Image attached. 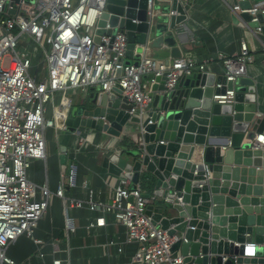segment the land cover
Listing matches in <instances>:
<instances>
[{
  "label": "built area",
  "instance_id": "built-area-1",
  "mask_svg": "<svg viewBox=\"0 0 264 264\" xmlns=\"http://www.w3.org/2000/svg\"><path fill=\"white\" fill-rule=\"evenodd\" d=\"M178 1L182 8L187 5L185 0ZM244 2L249 0H237L233 12L248 14L252 23L258 15H264V0L242 10L239 4ZM105 6L106 0H19L18 3L0 0V264H17L5 255L6 249L20 237L33 238L52 195L62 201L68 232H74L68 211L85 206L95 214L86 226L88 232L105 227L108 216L124 228V243L137 247L129 264H182L180 253L171 252L178 236H170L168 230L153 224L146 214L150 201L144 197L146 191L139 184L132 189L128 180L116 177L119 180L112 187L110 202L104 203L98 199L99 192L85 185V202L66 198V187H74L73 168L68 175H61L54 194L46 186H36L28 179L32 161L46 158L47 130L69 132L66 122L71 109L82 105L91 90L108 94L120 90L121 99L132 106L129 115L142 117L151 102L150 87L155 78L166 76L167 94L182 77L205 73L207 63L197 64L186 56L164 60L144 53L138 65L127 64L128 43L124 31L104 35L95 43L96 25ZM148 15H151L150 9ZM177 15L169 12L167 17ZM182 24L174 31L176 38L184 29ZM256 31L261 33L260 28ZM29 46L35 47L32 53L28 51ZM218 59L223 65L222 75L232 82L243 76L245 65L252 62L244 42L238 54L219 55ZM32 68L34 74H31ZM214 99L218 104H229L233 93ZM114 140L117 143L119 138ZM114 140L96 145L102 156L121 155ZM86 142L78 136L75 148L83 147ZM136 142L141 151L142 138L138 137ZM263 147L264 136L251 142L252 150ZM34 242L39 248L38 255L24 264L44 259V242ZM107 246L116 247L118 254L123 252L114 237L109 238ZM255 254L256 246L246 244L242 258ZM222 260L225 262L226 258ZM51 264L67 263L53 259Z\"/></svg>",
  "mask_w": 264,
  "mask_h": 264
},
{
  "label": "water",
  "instance_id": "water-1",
  "mask_svg": "<svg viewBox=\"0 0 264 264\" xmlns=\"http://www.w3.org/2000/svg\"><path fill=\"white\" fill-rule=\"evenodd\" d=\"M160 1L106 0L94 42L124 31L127 64L135 66L146 49L164 60L181 57V49L165 38L177 43L174 31L185 22V11L178 0H164L170 2L166 7ZM239 6L246 10L251 4ZM155 11L160 15L154 17ZM169 12L178 15L167 17ZM239 18L264 35V15L254 23L248 14ZM165 81V75L155 78L142 117L129 115L132 106L121 99L120 90H91L82 105L71 109L68 131L86 129L119 138L128 126L137 127L143 141L138 157L103 156L102 166L132 183V189L142 179L152 186L144 195L150 201L146 214L170 236H178L171 252L180 253L182 264H264V147L251 149L256 136L264 134V117L253 81L244 75L232 82L198 72L182 77L167 94ZM228 92L233 93L231 103L214 99ZM198 150L200 163L194 161ZM246 244L256 246L254 257L242 258Z\"/></svg>",
  "mask_w": 264,
  "mask_h": 264
},
{
  "label": "crops",
  "instance_id": "crops-1",
  "mask_svg": "<svg viewBox=\"0 0 264 264\" xmlns=\"http://www.w3.org/2000/svg\"><path fill=\"white\" fill-rule=\"evenodd\" d=\"M263 0H249L250 4ZM237 0H185L183 8L186 20L182 24L177 43L182 56L190 57L197 64L207 63L205 73L219 76L223 73V65L219 55L233 57L240 51L244 42L252 57V62L245 65L243 75L254 83L256 105L264 117V35L251 30L239 18L232 8ZM161 7L170 4L160 1ZM245 7V6H244ZM182 27V26H181ZM146 56L156 58L154 51L146 49ZM131 62H135L132 59ZM84 137L85 145L75 148L76 138ZM264 136V134L257 135ZM139 137L136 126L125 128L118 142L114 138L96 133L92 130L80 129L79 132H46V158L32 161L28 179L36 186H46L54 194L58 188L61 175L73 168L74 187H66L65 196L82 202L87 200L84 185L99 192L98 199L109 203L112 187L117 185L119 178L108 173L102 166V152L96 148L99 143L112 140L118 148L120 140H129L132 144ZM62 149H66L62 153ZM200 152V158L202 152ZM64 158V161L62 160ZM64 162V164L62 163ZM197 163H200L197 162ZM132 187V183H130ZM68 216L73 221L74 232L65 228L62 201L51 196L50 206L34 229L33 238L25 236L18 238L10 245L5 255L17 264H24L33 256L38 255V245L35 240L44 242L42 251L44 259L33 260L31 264H51L53 259L65 261L67 264H129L137 247L124 243L125 230L117 222L107 217L105 227L87 231V224L94 218L84 206L81 209H71ZM110 237H114L122 247V254L116 252V247L107 246Z\"/></svg>",
  "mask_w": 264,
  "mask_h": 264
},
{
  "label": "trees",
  "instance_id": "trees-1",
  "mask_svg": "<svg viewBox=\"0 0 264 264\" xmlns=\"http://www.w3.org/2000/svg\"><path fill=\"white\" fill-rule=\"evenodd\" d=\"M119 149L121 150L122 157L126 158H137L139 153L138 146L132 144L129 140L121 139L119 142ZM139 186L142 190L146 191L147 193L152 192V186H147L144 180H140Z\"/></svg>",
  "mask_w": 264,
  "mask_h": 264
},
{
  "label": "bare ground",
  "instance_id": "bare-ground-1",
  "mask_svg": "<svg viewBox=\"0 0 264 264\" xmlns=\"http://www.w3.org/2000/svg\"><path fill=\"white\" fill-rule=\"evenodd\" d=\"M157 15H160V13H159V11H155L154 12V17L155 16H157ZM166 39V41H167V43H171V44H174L173 46L174 47H178L179 48V45H178V43H174L173 42V40H172V38H170V37H167V38H165ZM155 40V39H154ZM194 161L195 162H199L200 161V152H199V150L196 152V154H195V156H194Z\"/></svg>",
  "mask_w": 264,
  "mask_h": 264
},
{
  "label": "rangeland",
  "instance_id": "rangeland-1",
  "mask_svg": "<svg viewBox=\"0 0 264 264\" xmlns=\"http://www.w3.org/2000/svg\"><path fill=\"white\" fill-rule=\"evenodd\" d=\"M19 48H20V47H19ZM19 48H18V49H19ZM34 48H35L34 46H29V47H28V51L32 53V52L34 51ZM31 74H34V68L31 69ZM44 76L46 77L45 74H44ZM150 187H151V186H150Z\"/></svg>",
  "mask_w": 264,
  "mask_h": 264
}]
</instances>
